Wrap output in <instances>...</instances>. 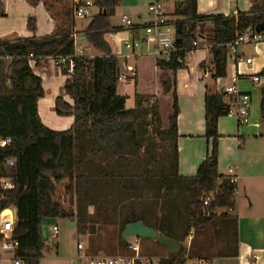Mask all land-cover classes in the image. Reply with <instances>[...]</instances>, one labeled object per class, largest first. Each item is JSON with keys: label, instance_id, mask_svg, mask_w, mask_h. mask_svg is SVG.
<instances>
[{"label": "trees", "instance_id": "trees-1", "mask_svg": "<svg viewBox=\"0 0 264 264\" xmlns=\"http://www.w3.org/2000/svg\"><path fill=\"white\" fill-rule=\"evenodd\" d=\"M27 1L32 6L42 2L56 26L49 37L34 35L12 42L0 41V138H11L5 154L16 159L10 171L16 187L7 197V202L18 211L14 236L19 246L15 256L24 264H40L45 249L41 227L47 217H76L77 231L84 234L86 205H94L98 198L104 200L101 193L106 195L109 189L119 200H134L121 222L118 244L122 250L126 249V241L121 237L125 225L141 220L147 227L179 242H185L191 230L211 227L225 243L220 255L236 256L237 219L226 211H215L230 206L235 190L230 177L218 170L217 123L224 116L227 103L220 92L205 95V137L209 148L194 175H179L175 73L181 68L186 50L198 39L197 22L210 20L215 76L225 77L226 43L264 22V8L253 5L249 12L225 16L199 14L197 0L175 2L173 12L179 19L173 20L174 41L179 50L171 53L169 60L159 57L155 61L159 69L170 70L173 75L171 114L164 128L158 103L150 101L151 96L136 93L134 106L127 108V96L117 93L118 60L105 34L116 0H93L96 11L84 29V40L72 37L73 12L79 1ZM35 27L34 17H28L27 28L34 32ZM78 42L92 47L99 55L75 56L72 74L67 72V63L60 68L69 77L55 97L54 112L72 116L73 122L65 130H54L40 119L38 100L44 89L28 56L32 54L36 59L73 55ZM6 57H11L9 71L5 70ZM260 75L264 76V68ZM64 95L73 103L66 102ZM259 108L264 121V87ZM155 139L165 144L161 152ZM147 191H151L152 197L137 205L135 201ZM204 197L211 198L207 205L203 204ZM104 204L102 201L99 211ZM185 263L186 257L180 253L161 260V264Z\"/></svg>", "mask_w": 264, "mask_h": 264}, {"label": "crops", "instance_id": "crops-1", "mask_svg": "<svg viewBox=\"0 0 264 264\" xmlns=\"http://www.w3.org/2000/svg\"><path fill=\"white\" fill-rule=\"evenodd\" d=\"M73 1L76 2L77 0ZM120 1L116 0V7L120 6ZM126 1L128 3L126 10L136 21H133L132 17L129 16L133 22L132 27L127 28L122 21L121 25L110 26L109 32L107 31L109 39L106 35V40L112 47L113 55L116 58L123 59L124 72H121L120 69L119 72L128 75L127 67H131L136 73L132 79V81H135V85L130 95L119 92V87L125 86L123 82H129L131 79H119L117 84V93L127 96L126 107L131 108L134 106L136 93L143 95L152 94L151 92H142L141 86L139 87V80L145 76V68L150 71L157 82L159 81L161 84L160 89L164 87V82L168 83L169 79L172 80L173 75L170 70H161L156 66L155 61L159 56L155 54L156 45L153 38L154 32L151 27L152 17L148 9L147 17L145 18L139 12L140 0ZM146 1L147 5H145L147 8L149 0ZM174 4L175 2L172 0H165V9L168 16L171 15L169 17L171 20L179 19V17L174 16ZM253 5L264 8V0H197V12L199 14L236 16L239 12H249ZM95 11L96 9L93 7V12ZM30 16L35 19L36 27L34 32L27 28V19ZM88 23L81 24L78 27L75 22L72 37L84 40V29ZM55 26L53 19L42 2L32 6L27 0H0V41L12 42L20 38H30L34 35L37 38L49 37L52 35ZM196 33L198 47L187 54L181 68L175 73L178 96V174L181 176L194 175L208 151L209 142L205 137L204 106L207 93L220 92L224 85L230 82V77L236 74L239 77V89L249 95L250 108L249 120L245 124H240L235 118L227 116L219 117L217 123L219 134L218 170L222 175L229 177L228 170L231 168L237 174L238 180L230 204L231 210L228 211L223 208L215 211L216 213L226 211L230 217L237 219L238 253L236 256H221L220 252L225 246L224 240L216 237L211 227L202 231L191 230L185 242L178 241L181 245V250L178 253L186 257L185 264H264V207L256 203L255 196L249 191L247 180L252 176L241 168L242 164L240 161V148L245 147V143L249 142V140L253 142L249 145L250 152L257 148L261 149L262 146L264 148V143H259V138L263 132L262 123H264L260 116L259 108L261 88L264 87V76L260 75L261 70L264 68V42L241 44L236 48L235 52H232L226 46V75L225 77H216L210 51V48L214 45L212 40V22L210 20L198 21ZM117 37L124 39L122 41L123 44L131 39L130 41H140V45L133 55L131 51L125 54H118L121 50V44L117 43ZM77 44L83 50L82 55L88 57L99 55L92 47H84L81 42ZM130 57L134 58L133 65L128 62ZM160 58L169 60L166 55H162ZM228 58L232 61L230 65H228ZM246 58H251V63L247 64L245 62ZM4 60L6 64L5 70L9 71L8 65L11 57H6ZM30 66L34 73L42 79L44 95L38 100V113L41 121L54 130L69 128L72 125L73 117L60 116L54 112L55 97L69 76L62 74L60 69L58 72L63 77L62 82L60 77L55 78L49 75V73H53L52 70L56 66L51 56L32 58ZM255 75L260 77V80L253 82L252 77ZM146 80L148 81L147 78H145ZM46 89L50 90L47 95H45ZM223 96L224 102L228 104L229 99L225 95ZM63 98L66 102L73 103L68 95H64ZM254 177H259V175H254ZM260 193L264 195V190L261 187ZM242 199L246 201L244 207L248 211H246L245 216L239 218L240 210L243 208ZM235 210L237 211L236 215L232 214ZM43 233L42 231V235ZM44 243L45 249L40 264H79L77 260L79 254L66 250L65 253H62L58 240L52 244H47L44 240ZM229 250H233V248ZM168 252V255L162 258L172 255L169 249ZM8 260L6 258L1 259L0 264H10L11 262H7Z\"/></svg>", "mask_w": 264, "mask_h": 264}, {"label": "built area", "instance_id": "built-area-1", "mask_svg": "<svg viewBox=\"0 0 264 264\" xmlns=\"http://www.w3.org/2000/svg\"><path fill=\"white\" fill-rule=\"evenodd\" d=\"M78 5L74 8L73 16L75 18H89L93 15V0H77ZM76 1V2H77ZM174 2H181L184 0H172ZM147 9L152 17L151 27L154 32V41L156 45L155 54L159 57L162 55L170 56L171 53L179 50L174 41V22L169 19L165 9V0H149ZM121 21L128 27L133 26V22L130 17L123 15ZM264 42V31H256L255 29L248 28L243 32H240L236 37L226 43L232 52H235L236 48L244 43H260ZM124 47L131 51L132 55L138 49L140 41H125ZM198 47V42L195 40L190 47L186 50V56L192 50ZM83 50L80 45L76 44L75 53L73 55H58L52 56L54 64L60 68L65 67L68 64V74L73 73L74 60L77 55H82ZM29 59L33 58L32 54H29ZM247 64L251 63V58H246ZM129 74L120 73V79L129 80L135 76V71L131 67H127ZM260 77L257 75L252 77V81H259ZM239 77L238 75H232L230 82L222 88L220 93L225 95L229 102L223 110L224 116L235 118L240 124H245L249 120V108L250 98L246 92H243L238 87ZM11 138H0V260L9 259L12 264H24L23 261L15 256V251L19 246L18 240L14 236V229L18 219L17 207L7 202L8 194L16 187L15 180L10 174L11 169L16 163V159L13 156H7L5 154L6 149L11 145ZM230 174V180L235 183L238 180L237 174L233 169L228 170ZM264 190V188H263ZM212 198V196H211ZM210 197L203 198V204L207 205L211 199ZM228 211L231 207H226ZM59 227L57 224H51L48 230V237L51 240H55L58 237ZM133 239L126 240V249L122 250V253L116 255L108 254H80L77 257L79 264H161L163 259L160 256H152L144 254L140 248V237L131 236ZM79 251L84 247L81 243L77 244Z\"/></svg>", "mask_w": 264, "mask_h": 264}, {"label": "rangeland", "instance_id": "rangeland-1", "mask_svg": "<svg viewBox=\"0 0 264 264\" xmlns=\"http://www.w3.org/2000/svg\"><path fill=\"white\" fill-rule=\"evenodd\" d=\"M129 1V0H128ZM147 1L146 0H140V7L139 12L143 17H147ZM127 1L121 0L120 6H117L115 9L114 14L110 15L108 18V22L110 26H116L121 25V17L122 14H126L128 17L131 16L130 13L126 10L127 8ZM131 12V11H130ZM133 14V13H132ZM132 17V16H131ZM168 17H171L168 16ZM133 21H136L134 17L131 18ZM90 18H75L76 25L79 27L81 24L88 23ZM109 32V31H108ZM108 32L106 33L107 38ZM117 33V32H115ZM113 33V35H115ZM130 39V38H129ZM124 39H120L117 37V43L121 44V50L118 54L122 53H129L130 51L123 47V41ZM131 40V39H130ZM128 40V41H130ZM118 60V66L121 72H124V66H123V59L117 58ZM128 62L133 65L134 58H128ZM231 59L228 58V65L231 63ZM59 67L56 68L54 66L52 70V74L49 73V75L61 78V82L63 81L62 75L58 72ZM145 78L148 79V81H145ZM122 80V79H121ZM120 80V81H121ZM170 79L168 80V83L164 82V87L161 88V84L159 81L157 82L156 79L151 75L150 71H147L145 68V76L142 77V79L139 80V87L141 86L142 92H151L152 94H146L148 96H151L150 101H156L159 106L160 116L163 122V127L166 128L168 125L167 117L169 114H171L170 110V104H171V94L173 91V87L170 84ZM135 81L129 80V82H123L125 86L122 85V87H119V92H123L126 94H131L134 89V83ZM224 82H226L224 80ZM227 83V82H226ZM168 91H166V89ZM170 87V90H169ZM50 90H45V95L48 94ZM59 91V90H58ZM158 94H156V93ZM155 93V94H153ZM259 106V105H258ZM51 111V110H50ZM52 112V111H51ZM263 129H262V136L259 138V143H264V123H262ZM250 139V138H249ZM157 142V150L158 152H161L163 149L164 143H160L159 139H155ZM253 143L251 140L249 142L245 143V147L240 148V161H241V168L245 170V172L248 175H251L252 177L247 180V186L249 191L255 196L256 203H259L261 207H264V195H261L260 193V187L263 189L264 184V148L262 146L261 149H255L253 152L249 151V145ZM227 170V168H226ZM226 173V172H225ZM254 175H259V177H254ZM106 195L101 193L102 199L99 200L96 199L94 205H86V208L84 209V227L85 232L84 234L77 231L76 228V217H73L72 219L68 218H50L47 217L44 219L42 223V231L43 236L47 244H52L55 241H59L60 243V250L62 249V253H65L66 251H69L74 254H83L86 253L88 255L90 254H108V255H116L119 253H122V248L119 246V236H120V228H121V222L123 216L126 214V211L128 210L129 203L131 201H134L132 199H124L119 200L120 198L116 195H114L112 190H106ZM152 197L151 191L144 192L142 195V198L140 200L135 201L137 205L142 204L145 200ZM242 206L243 208L240 210L239 218H242L245 216L246 211L244 205L246 204V201L242 199ZM252 200V199H251ZM104 201V207L101 208V202ZM256 206V205H255ZM74 215L76 213L75 206H72ZM244 212V213H243ZM232 214H237V211L235 210L232 212ZM111 218L110 222L108 219ZM52 223H55L59 227V233L58 237L55 240H51L48 237V230ZM130 241H132V237H127ZM81 243L84 247L83 250L79 251L77 249V244ZM140 248L144 254L152 255V256H167L168 255V249L166 246L159 244L154 239L150 238H141L139 241ZM66 250V251H65ZM76 253H75V252ZM190 260V259H189ZM188 260V261H189ZM7 262H11V260H8ZM7 264V263H6ZM11 264V263H10Z\"/></svg>", "mask_w": 264, "mask_h": 264}, {"label": "water", "instance_id": "water-1", "mask_svg": "<svg viewBox=\"0 0 264 264\" xmlns=\"http://www.w3.org/2000/svg\"><path fill=\"white\" fill-rule=\"evenodd\" d=\"M103 12L105 13V11ZM255 30L258 32L264 31V22L259 23L255 27ZM128 236L154 239L156 242L168 247L172 255H176L181 250V245L178 241L167 238L160 234L157 230L147 227L141 220L125 225L122 230L121 237L124 241H126Z\"/></svg>", "mask_w": 264, "mask_h": 264}]
</instances>
